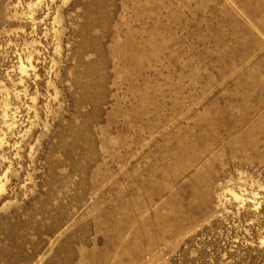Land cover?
<instances>
[{
	"label": "rangeland",
	"instance_id": "rangeland-1",
	"mask_svg": "<svg viewBox=\"0 0 264 264\" xmlns=\"http://www.w3.org/2000/svg\"><path fill=\"white\" fill-rule=\"evenodd\" d=\"M0 264H264V0H0Z\"/></svg>",
	"mask_w": 264,
	"mask_h": 264
}]
</instances>
